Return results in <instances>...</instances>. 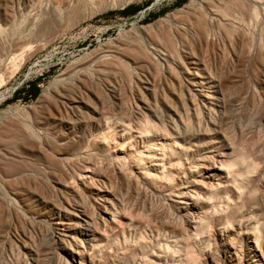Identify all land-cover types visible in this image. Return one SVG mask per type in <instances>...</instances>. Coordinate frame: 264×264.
I'll list each match as a JSON object with an SVG mask.
<instances>
[{
	"label": "rangeland",
	"instance_id": "obj_1",
	"mask_svg": "<svg viewBox=\"0 0 264 264\" xmlns=\"http://www.w3.org/2000/svg\"><path fill=\"white\" fill-rule=\"evenodd\" d=\"M104 1H37L33 7L41 6L47 27L36 41L22 43L27 32L20 28L21 8L25 14L32 8H24L25 0H0V27L11 26L0 33V133L17 136L25 124L38 131L55 117L72 118L60 97L92 89L115 106L118 123L116 131L92 129L102 144L90 138L66 146L61 157L56 135L44 134L50 146L32 158L36 187L0 173V264H264V0ZM200 17L209 22L205 32L193 23ZM165 33L172 35V50L161 38ZM124 39L141 47L134 62L119 66L118 81L93 72L91 85H67L76 82L75 67L90 71L102 50ZM146 55L155 58L153 64L139 61ZM32 84L38 88L34 98L27 92ZM46 90L52 96L42 103ZM153 149L161 155L153 157ZM79 173L87 179L79 180ZM20 186L23 199L33 201L35 194L46 202H16L12 209ZM94 193L114 206L116 226L93 256L82 263L76 255L74 262L63 244L52 242L45 206L65 197L98 220Z\"/></svg>",
	"mask_w": 264,
	"mask_h": 264
},
{
	"label": "bare ground",
	"instance_id": "obj_2",
	"mask_svg": "<svg viewBox=\"0 0 264 264\" xmlns=\"http://www.w3.org/2000/svg\"><path fill=\"white\" fill-rule=\"evenodd\" d=\"M5 2V0H2ZM19 1V0H18ZM22 1V0H21ZM38 4L40 0H36L34 3L32 0H25V9H31L30 11L25 13H22L24 10L21 8V14L24 15L23 21L21 23V27L23 31L27 32L25 35L23 33L22 38L20 41L23 42H29V41H36V38L42 34L47 27V24H45L41 18L42 11L40 10L41 6L36 5V10H35V4ZM80 1V0H79ZM106 1V0H105ZM104 1V2H105ZM57 2V1H56ZM59 2V1H58ZM103 2V1H102ZM22 3V2H21ZM45 3V2H44ZM11 5V4H10ZM9 5V6H10ZM19 5L20 2H19ZM80 5V4H79ZM4 6V5H3ZM8 6V7H9ZM34 6V7H33ZM38 6V7H37ZM51 6V5H50ZM63 7V6H62ZM38 8V9H37ZM12 9V8H11ZM69 9V8H68ZM203 10V9H202ZM10 11V10H9ZM35 11V12H34ZM73 11V10H72ZM206 11V9H205ZM2 8L0 7V16H1ZM34 12V13H33ZM64 12V11H63ZM51 13V12H50ZM199 13V12H198ZM209 13V12H208ZM20 14V15H21ZM65 14V13H64ZM194 14V13H193ZM10 15V14H9ZM14 15V14H13ZM197 16V15H196ZM9 17V16H8ZM19 17V16H18ZM191 17V16H190ZM12 19V18H11ZM10 19V20H11ZM19 19V18H18ZM21 19V18H20ZM189 19V18H188ZM5 20V19H4ZM13 20V19H12ZM187 20V19H186ZM215 20V18H213ZM7 22L9 19L7 18ZM14 21V20H13ZM50 21V20H49ZM194 24L197 25L198 31H206L208 28V23L200 17V19L196 18V20H193ZM2 22V21H1ZM0 22V23H1ZM181 22V21H180ZM189 22V21H188ZM54 23V22H53ZM192 23V24H193ZM4 24V23H3ZM20 24V23H19ZM8 25V24H7ZM5 25L4 28L0 27V33H7L8 31H11V26ZM10 25V24H9ZM19 28V29H20ZM174 28V27H173ZM158 29V28H157ZM164 29V28H163ZM168 29V28H167ZM18 30V29H17ZM159 30V29H158ZM166 30V29H165ZM222 30V29H221ZM167 31V30H166ZM18 32V31H17ZM159 32V31H158ZM11 33V32H10ZM171 33V32H170ZM168 33H165L161 36V38L165 39L166 42L168 43V46L172 50L174 48V41L172 38V35ZM187 33V32H186ZM203 33V32H202ZM223 33V32H222ZM14 34V33H13ZM4 35V34H3ZM179 35V34H178ZM223 35V34H222ZM151 36V35H149ZM192 36V35H191ZM205 36V35H204ZM1 37V36H0ZM40 37V36H39ZM152 37V36H151ZM150 37V38H151ZM194 37V36H193ZM192 37V38H193ZM206 38V37H205ZM204 38V39H205ZM38 39V38H37ZM9 42V41H8ZM178 42V41H177ZM159 43V42H158ZM161 44V43H160ZM165 44V42H164ZM177 44V43H176ZM4 45V44H3ZM10 45L6 46V49H8ZM113 47V46H112ZM141 47V44L138 42L136 39H124L120 40L118 44L110 49V50H102L100 55L98 56L97 60L94 61V66L93 69H90V71L83 67V66H78L75 67L74 70H76V75L77 79L76 82L72 85L67 84L69 87L72 86L78 87L80 86L83 82L89 81L90 78L93 80V72H98L99 74H102L104 76H109L111 78H116L119 77V66H129L130 62L133 61V57L135 56L134 53L138 51V49ZM5 48V47H4ZM151 51L153 53H158L160 52L159 49L154 48L153 46H150ZM168 50V49H167ZM3 51V50H2ZM146 52V51H145ZM175 53V52H174ZM99 54V52H98ZM179 54V53H177ZM141 55V54H140ZM97 56V55H96ZM149 56V55H148ZM146 56H142L141 61L142 63H150L153 64L155 61V58H150ZM153 56V55H152ZM164 58L161 60H164L165 57L167 56L166 54H159V57ZM140 58V57H139ZM180 58V57H179ZM146 61H145V60ZM193 59V58H192ZM90 60V59H89ZM153 60V61H152ZM158 60V59H156ZM93 62V61H92ZM138 62V59H137ZM180 63V62H179ZM195 63V62H194ZM201 64V63H200ZM82 65V64H81ZM84 65V63H83ZM88 65V64H87ZM147 65V64H145ZM144 65V66H145ZM163 65V63H162ZM152 66V65H151ZM183 66V64H182ZM191 67V66H190ZM125 68V67H124ZM147 68V67H146ZM155 69V67H154ZM159 69V67H158ZM73 70V69H72ZM126 70V69H124ZM121 71V70H120ZM127 71V70H126ZM184 71V70H183ZM191 71V70H190ZM192 72V71H191ZM69 73V71H68ZM128 74V73H127ZM160 74V73H159ZM162 74V73H161ZM174 74V73H173ZM191 74V73H190ZM194 74V73H193ZM70 75V73H69ZM189 75V74H188ZM64 76V75H63ZM101 76V75H100ZM130 76V74H129ZM159 76V75H158ZM192 76V75H191ZM162 77V76H160ZM159 77V78H160ZM182 77V76H181ZM185 77V76H184ZM200 77V76H199ZM177 78V77H176ZM67 81V78H65ZM64 79V81H65ZM98 79V77L96 78ZM100 79V78H99ZM108 79V78H106ZM104 79V81L106 80ZM165 79V78H162ZM190 79V78H189ZM103 80V79H102ZM181 80V79H180ZM65 81V82H66ZM71 81V80H70ZM116 81H118L116 79ZM184 81V80H183ZM112 82V81H110ZM114 82V81H113ZM199 82V81H198ZM194 82L193 85L196 86L200 83ZM93 83V81L91 82ZM98 83V82H97ZM100 83V82H99ZM117 83V82H116ZM175 83V82H174ZM202 83V82H201ZM211 83V82H210ZM84 84V83H83ZM96 84V83H95ZM110 85L114 86L112 83H109ZM137 84V83H136ZM91 85V84H90ZM104 85V84H103ZM204 85V84H203ZM121 86V85H120ZM139 86V85H138ZM88 87V86H87ZM106 87V86H105ZM115 88V86H114ZM57 89V88H56ZM68 89V88H67ZM77 89V88H76ZM116 89V88H115ZM70 91V89H68ZM119 91V90H118ZM144 91V90H143ZM150 91V90H149ZM156 91V90H155ZM71 92H73L71 90ZM147 92V91H146ZM59 93V92H58ZM74 93V92H73ZM72 93V94H73ZM88 93V94H87ZM85 93L81 97H74L71 96V94H64L60 97V101L62 104L71 111L72 113V118H62L61 117H55L52 116L53 122L52 125L46 127V122L40 123V126H43V129L41 128L40 130L36 131L35 129L33 130L31 127H28V125H24L27 129H25V132L22 134H17V136H12L8 134L10 131H6V133L1 132L0 133V173H2L4 176H8L12 179H14L17 184L24 185L27 183L29 186H34L36 187V177L33 174L35 171V168L33 167L32 161L33 157L35 156L36 151L37 152H42L46 150V146L50 145H45V142H43L46 138L45 135L50 134L49 131L53 132L54 135L58 138V145L62 147L61 153H59V156L61 157L62 155H65L67 152L68 148H74V147H79L81 146L80 144L86 143L88 139L92 140L95 139L96 143L102 144V139L94 138L92 135V129L97 128L98 129H103L107 128L108 130L112 129L113 131H116V128L118 126V123L115 122L114 116V109L115 106H109L107 105V102L105 99L102 97L100 94V91L98 89H92L91 91ZM121 93V92H120ZM206 93V92H204ZM203 92L200 93V96L204 99L207 98L206 94ZM51 93L46 90L41 98L42 103H48L50 101L49 99L51 98L52 95ZM148 94V93H147ZM165 94V93H164ZM59 95V94H57ZM70 95V96H69ZM115 95V94H114ZM193 95V94H192ZM105 96V95H104ZM59 97V96H58ZM57 97V98H58ZM143 97V96H142ZM125 99V98H124ZM199 99V98H198ZM216 101V100H215ZM113 102V101H112ZM118 102V101H117ZM166 102V101H165ZM50 103V102H49ZM54 106V105H53ZM125 107V106H124ZM159 107V106H158ZM218 108V107H217ZM47 109V108H46ZM117 109V108H116ZM40 112V111H39ZM66 112V110H65ZM38 113V112H37ZM176 113V112H175ZM45 114V113H44ZM118 115V114H117ZM199 115V114H198ZM39 116V115H38ZM37 116V117H38ZM51 116V115H50ZM120 116V114H119ZM140 116V115H139ZM22 117V116H21ZM41 117V116H40ZM69 117V116H68ZM174 117V116H173ZM19 118V117H18ZM23 118V117H22ZM31 118V117H30ZM118 118V117H117ZM15 119V118H14ZM20 119V118H19ZM37 119V118H36ZM50 119V118H49ZM128 120V119H126ZM18 121V120H17ZM22 121V120H21ZM47 121V120H46ZM51 121V120H50ZM117 121V120H116ZM6 122V121H5ZM9 122V121H8ZM168 122V121H167ZM178 122V121H177ZM12 123V121L10 122ZM15 123V122H14ZM21 124V122H19ZM32 123V122H31ZM49 123V122H47ZM9 124V123H8ZM19 124V125H20ZM23 124V123H22ZM132 125V124H131ZM130 125V126H131ZM167 125V124H166ZM169 125V124H168ZM5 126V124H4ZM11 126H13L11 124ZM37 126V125H36ZM39 126V125H38ZM37 126V127H38ZM120 126V125H119ZM7 127V126H6ZM10 127V126H9ZM21 127V126H20ZM18 127V128H20ZM122 127V126H121ZM128 127V126H127ZM23 128V127H21ZM44 128L48 130L47 133H44ZM126 128V127H125ZM129 128V127H128ZM167 128V126H166ZM3 129V128H2ZM12 129V128H11ZM6 128L4 127V131ZM102 132V131H101ZM146 131H139L140 136H144ZM120 133V132H119ZM130 133V132H129ZM45 134V135H44ZM115 134V133H113ZM51 135V134H50ZM120 135V134H119ZM98 136V135H97ZM129 136V135H128ZM117 137V136H116ZM252 137V136H251ZM114 138V137H113ZM122 138V137H121ZM143 138V137H140ZM145 138V137H144ZM111 139V138H110ZM159 139V138H158ZM108 140V139H107ZM49 141V140H48ZM110 141V140H109ZM126 141V139H125ZM250 141V140H249ZM47 142V140H46ZM105 142V141H104ZM158 142V141H157ZM49 143V142H48ZM113 143V142H112ZM128 143V142H127ZM143 144H146L145 141L142 140ZM163 143V142H162ZM251 143V142H250ZM90 144V143H89ZM130 144V143H129ZM53 145V143H52ZM108 145V144H107ZM57 146V144H56ZM66 146L67 149L65 148ZM116 146V145H115ZM121 146V145H120ZM157 146V145H156ZM54 147V146H53ZM88 147V146H87ZM86 147V148H87ZM56 148V147H55ZM81 148V147H80ZM122 148V147H121ZM138 148V147H137ZM157 148V147H156ZM52 149V148H51ZM109 149V148H108ZM149 149V148H148ZM57 149H55L56 151ZM59 150V149H58ZM159 149H153L152 155L153 157H158L161 155L159 152H157ZM83 151V150H82ZM113 151V150H112ZM123 151V150H122ZM126 151V150H125ZM146 151V150H145ZM264 151V150H263ZM57 152V151H56ZM92 152V151H91ZM130 152V151H128ZM55 153V154H58ZM81 153V152H80ZM86 153V152H85ZM114 153V151H113ZM121 153V151H120ZM126 153V152H125ZM175 153V152H174ZM119 154V153H118ZM121 155V154H120ZM117 156V155H116ZM115 157V156H114ZM126 158V157H125ZM252 158V157H251ZM168 159V158H167ZM222 159V158H221ZM85 160V159H84ZM118 160V159H117ZM128 160V159H127ZM136 154L132 155V161H136ZM155 159L152 158V161ZM179 160V159H178ZM219 160V159H218ZM36 161V160H34ZM33 161V162H34ZM39 161V160H38ZM54 161V160H53ZM180 161V160H179ZM178 161V162H179ZM251 161V160H250ZM119 163V162H118ZM68 164V163H67ZM113 164V163H112ZM36 165V164H35ZM116 165V164H115ZM209 165V164H208ZM39 166V165H37ZM126 166V165H125ZM161 166V165H160ZM159 166V167H160ZM89 167V166H87ZM115 169V168H114ZM150 169V168H149ZM37 170V169H36ZM87 170V168H86ZM91 170V169H90ZM38 171V170H37ZM102 171V170H101ZM216 171V170H215ZM76 171H74L75 173ZM80 172V171H79ZM88 172V171H86ZM128 172V171H127ZM36 173V172H35ZM40 174V170L38 172ZM42 173V172H41ZM89 173V172H88ZM139 173V172H138ZM159 173V172H158ZM128 174V173H127ZM154 174V173H153ZM48 175V174H47ZM124 175V174H123ZM133 175V174H132ZM144 175V174H143ZM147 175L152 176L151 172H148ZM168 175V174H167ZM211 175V174H210ZM78 176L79 180L87 179V176L85 174L79 173ZM131 176V175H129ZM140 176V175H139ZM156 176V175H155ZM251 176V175H250ZM3 177V176H2ZM41 177V176H40ZM89 177V176H88ZM148 177V176H147ZM178 177V176H177ZM7 178V177H6ZM92 180H94V177H90ZM97 178V177H96ZM146 178V177H145ZM153 178V176H152ZM212 178V177H211ZM0 179L1 175H0ZM160 179V178H159ZM198 179V178H197ZM71 180V179H70ZM74 180V179H73ZM193 180V179H192ZM8 181V180H7ZM157 181V180H156ZM200 181V180H199ZM61 182V181H60ZM164 183V181H162ZM161 182V183H162ZM14 183V182H13ZM174 183V182H173ZM45 184V182H44ZM60 184V183H59ZM83 186H86L85 182H82ZM210 184V183H209ZM1 185V184H0ZM4 185V184H3ZM14 185V184H12ZM46 185V184H45ZM68 185V184H67ZM165 185V184H164ZM185 185V184H184ZM208 185V184H207ZM15 186V185H14ZM12 186V187H14ZM19 186V185H18ZM22 186L19 187V190H16V193L14 192V196L16 198H11V204L9 206L15 208L18 205H15L16 202L21 204L22 206L24 205L34 207L33 205L35 203L41 202L44 203V199L42 197H39L37 195H32L31 194V199L33 198L34 200H25V197L23 199L22 196H24V190H22ZM47 186V185H46ZM66 186V185H65ZM64 186V187H65ZM205 186V185H204ZM22 187V188H21ZM24 187H26L24 185ZM188 187V186H187ZM195 187V186H194ZM206 187V186H205ZM16 188V187H15ZM39 188V187H38ZM63 188V187H62ZM67 188V187H66ZM30 189V188H29ZM32 189V187H31ZM41 189V188H40ZM98 189V188H97ZM161 189V188H160ZM189 189V188H188ZM187 189V190H188ZM2 188H0V191ZM8 190V189H7ZM10 190V189H9ZM15 191V190H13ZM31 191V190H30ZM10 192V191H9ZM53 192V191H52ZM55 192V191H54ZM61 192V191H60ZM71 192V191H70ZM182 192V191H181ZM197 192V191H196ZM13 193V192H12ZM29 193V192H28ZM72 193V192H71ZM78 193V192H77ZM82 193V192H81ZM97 193V192H96ZM95 195V202L98 204L97 205V210H99V215H98V220H95L92 218V215L90 211L86 209V207H82L78 204L74 205V203L64 197V201H61L60 203H54L50 206H45L46 207V213L48 215H45L49 218L50 225L53 228V233L51 236V240L54 243H60L64 245V248H67V251L69 253V258L75 262L76 260V255L80 257V260L82 263H84V258L86 256H93L97 250L101 249V247L104 244L105 240L108 241L111 237V231L112 228L116 226V209L114 206L111 205L110 201L107 200L105 196H102L100 194ZM45 194V193H44ZM12 195V194H11ZM39 195V194H38ZM48 195V194H47ZM63 195V194H62ZM71 195V194H70ZM107 195V194H106ZM200 195V194H199ZM51 196V195H50ZM50 196H47L51 198ZM61 196V195H60ZM85 196V194H84ZM73 197V196H72ZM112 197V196H111ZM115 198V197H114ZM2 201V198H0ZM28 199V198H27ZM46 199V198H45ZM56 200V199H55ZM98 200L102 201L103 203L100 204ZM8 201V200H7ZM15 202V203H14ZM56 202V201H55ZM5 203V202H1ZM51 203V202H50ZM7 205V204H5ZM205 205V204H204ZM15 206V207H14ZM41 206V205H40ZM22 207V208H24ZM192 207V206H191ZM1 208V207H0ZM4 208V207H3ZM41 208V207H39ZM8 209V208H7ZM6 211L5 209H3ZM9 210V209H8ZM15 210H13L14 212ZM8 212V211H7ZM4 213V212H3ZM6 213V212H5ZM20 213V212H19ZM43 214V213H42ZM0 215L1 211H0ZM28 215V213H27ZM3 217V216H2ZM15 217V216H14ZM17 217V216H16ZM21 217V214H20ZM40 217V216H39ZM9 218V217H8ZM23 218V217H21ZM10 219V218H9ZM16 220V219H15ZM9 221V220H8ZM11 221V220H10ZM17 221V220H16ZM19 221V219H18ZM199 223V222H198ZM40 224V223H39ZM208 224V223H207ZM13 225V224H12ZM194 225V224H193ZM10 226V225H9ZM50 226V227H51ZM196 226V225H195ZM116 229V228H115ZM159 229V228H158ZM145 232V231H144ZM165 232V231H164ZM163 232V233H164ZM138 233V232H137ZM47 235V234H46ZM142 235V234H141ZM44 240V238H43ZM141 241V240H140ZM192 241V240H191ZM53 243V244H54ZM68 246H67V245ZM57 246V245H56ZM43 247V246H42ZM61 247V246H59ZM105 247V246H104ZM63 248V247H62ZM42 249V248H41ZM59 249V248H58ZM105 250V249H104ZM38 251V250H37ZM45 251V250H44ZM31 252V251H30ZM34 252V251H33ZM103 252V251H102ZM29 253V252H28ZM113 253V252H111ZM99 254V253H98ZM32 255V254H31ZM103 255V254H102ZM131 255V254H130ZM134 257V256H133ZM33 259V258H32ZM127 259V258H126ZM33 261V260H31ZM49 261V260H48ZM129 261V260H128ZM71 263V262H70ZM99 263V261H98ZM3 264V263H2ZM69 264V263H68ZM97 264V263H96Z\"/></svg>",
	"mask_w": 264,
	"mask_h": 264
},
{
	"label": "trees",
	"instance_id": "obj_3",
	"mask_svg": "<svg viewBox=\"0 0 264 264\" xmlns=\"http://www.w3.org/2000/svg\"><path fill=\"white\" fill-rule=\"evenodd\" d=\"M138 8L139 7H136V8H133V9H131L133 12H135V11H137L138 10ZM33 85V84H32ZM31 85V86H32ZM27 92H29L30 93V95H31V97L32 98H34V97H36L37 96V94H38V88H36V87H34V85H33V87L30 89V87H29V89L27 90Z\"/></svg>",
	"mask_w": 264,
	"mask_h": 264
}]
</instances>
